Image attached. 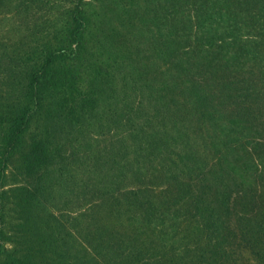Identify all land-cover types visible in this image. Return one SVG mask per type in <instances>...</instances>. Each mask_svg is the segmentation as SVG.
Wrapping results in <instances>:
<instances>
[{
    "label": "rangeland",
    "instance_id": "374dc122",
    "mask_svg": "<svg viewBox=\"0 0 264 264\" xmlns=\"http://www.w3.org/2000/svg\"><path fill=\"white\" fill-rule=\"evenodd\" d=\"M180 63L192 77L162 91ZM149 87L174 172L155 160L99 198L96 149L130 140L96 127V91L124 105ZM0 264H264V0H0Z\"/></svg>",
    "mask_w": 264,
    "mask_h": 264
},
{
    "label": "trees",
    "instance_id": "16d2710c",
    "mask_svg": "<svg viewBox=\"0 0 264 264\" xmlns=\"http://www.w3.org/2000/svg\"><path fill=\"white\" fill-rule=\"evenodd\" d=\"M81 32L80 25H78L72 31V35L75 37ZM169 50V47H166L164 56H168ZM184 65L185 64L180 63L173 66L174 73H170L169 79L168 76H166L162 83L164 86L161 89L162 91H168L177 86L179 88V85L183 84V82H181L182 78L192 77L182 73L185 68ZM43 74L44 73H40L36 75L35 79L32 81V86L35 85V87H37V85H39V79ZM181 76L184 77L181 78ZM188 86H182L179 93L184 96L183 100H186V104H188L189 108L192 110L194 109V100L192 97L199 92L198 87L200 86L193 82H190ZM148 89H150V91L146 94L134 89V94L136 93L137 98H140L139 101L135 104H129L128 102L124 105L119 104L122 98L117 94L109 96L111 103L101 105L100 100L104 98L103 92L106 93V91H96V127L99 126V128H101L99 131H101L104 126L108 127L110 130L125 127L129 129L127 136L130 140V143L126 142L125 144H121L119 148L115 147L114 144H110L96 149V194L99 198L112 195L127 172L142 174L146 170V167L152 165L155 160L158 161L161 168L168 169V172H174V166L177 164L176 161L168 155V139L166 138V141L164 140L167 135L165 125L161 126V129L158 127V130L151 129L147 131L146 129L153 119L154 121L157 118L158 120L162 118L166 120V118L162 116V113L164 114L165 111H160L161 105L158 106L157 104L158 98L149 95L153 94L154 90L151 87ZM160 99L161 98H159V100ZM150 103L154 106L153 113L146 111L148 110V106L153 108ZM204 113L205 110L202 109V111L197 114L204 116ZM104 120L108 121L105 125L104 122H102ZM98 121L100 123H98ZM158 123L162 125L164 122L159 121ZM24 124H26L25 112L21 111L10 115L9 130L5 134L2 143H5V145H12L18 141V136L21 132L20 129ZM178 128H180L182 135L185 134V139L183 138L185 140V150L182 155H178L179 164L183 167L182 169L190 171L195 165L192 159V152L194 151L192 147L193 141L190 142L191 139L187 133L186 125L180 123ZM97 142L98 140L96 139V147L98 144ZM175 143L176 141L173 145L169 144V146L174 148ZM226 145V142L220 140L217 147H225ZM31 157L35 165L42 166L46 164L49 158V151L42 145H36L31 151Z\"/></svg>",
    "mask_w": 264,
    "mask_h": 264
}]
</instances>
